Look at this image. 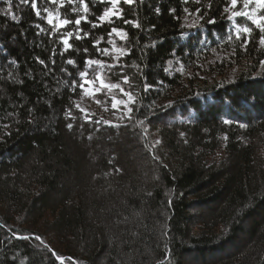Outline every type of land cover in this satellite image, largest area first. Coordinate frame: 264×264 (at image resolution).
<instances>
[{
	"label": "trees",
	"instance_id": "obj_1",
	"mask_svg": "<svg viewBox=\"0 0 264 264\" xmlns=\"http://www.w3.org/2000/svg\"><path fill=\"white\" fill-rule=\"evenodd\" d=\"M229 1L120 0L123 18L101 22L112 4L85 0L71 19L100 26L82 20L89 37L60 56L31 3L0 0V264H264V45L251 20L226 19ZM112 27L126 33L113 74L134 99L105 123L79 110L71 82ZM218 48L233 53L234 80L187 76Z\"/></svg>",
	"mask_w": 264,
	"mask_h": 264
},
{
	"label": "snow or ice",
	"instance_id": "obj_2",
	"mask_svg": "<svg viewBox=\"0 0 264 264\" xmlns=\"http://www.w3.org/2000/svg\"><path fill=\"white\" fill-rule=\"evenodd\" d=\"M9 3H11V0H8ZM22 3L24 4H28L31 3L32 8L35 10L36 12V16L40 19H46L47 24L49 25L50 31L48 29H45L43 27H41L39 24L36 25V27L39 29V32L37 33V35H39L40 33L43 32H47L49 39L51 40L53 36H58L59 38V42H61L64 47L62 50L59 51V55L60 56H64L65 53L69 50L73 48V45L69 43V39H71L74 35L75 38L77 40H83L89 37V32L84 31L83 32V36L80 35V32L83 31V29L80 27L81 25V21L83 20L85 23H92L91 21H88L87 16H78L75 20L71 19L72 14H76L78 13L79 9L77 7H75V5L77 3L83 5V10L85 13H87L89 11L87 4L85 3V0H66V4L67 5H72V12L71 13H61L59 11V9H62L66 6L65 4V0H60L59 4L57 5V0H39V5H38V0H21ZM100 3H111L113 8L116 7L119 3L120 0H99ZM134 0H124V3L126 4H133ZM197 2H199V0H197ZM238 2H242L243 3V8L244 9H248L250 5H254L253 8H251V14L249 13V11H245V10H240V11H236L233 10L231 11V15L228 16V19L231 20L234 17H245L248 20H251L253 22V24H255V26L259 29L261 35H260V39H259V43L261 45H264V0H231V9H236ZM44 4H48V5H56L57 6V11L55 12V14L50 10L49 7H44ZM113 8H106V10L104 11L102 16H99L97 19L101 22H103L108 16L109 14H113V15H117L118 19H122L123 17L121 15H119V12H113ZM187 11V10H186ZM197 12L200 11V9H196ZM224 11L227 13L230 11L229 7H225ZM42 13H46L47 16H43ZM13 19H15V16H13ZM208 23H214L213 20L209 19L207 21ZM125 24L128 23H132V21L129 20H125L124 21ZM75 25L74 31H63V29L68 28L69 25ZM100 24L97 23H92V28L95 29L97 27H99ZM138 26V25H137ZM252 28L251 27H242L239 29L236 38L240 39V34L241 33H245V34H251L252 32ZM113 33H116L117 35H121L126 37V33H122L120 30H118L116 27H112L111 31L108 33L109 38L112 36ZM103 37H100L99 40H94L93 41V47L96 48L97 53L101 54V55H106V56H111V52L109 51L108 48H100L98 45L102 42ZM109 43H113L114 41H112L111 39H109ZM249 43L248 39H245L243 41V45L242 46H247V44ZM78 51V49H77ZM85 53H88V49L85 48L83 50ZM119 51L121 54H123L126 50L124 49H120L117 50ZM52 56L57 55V49L55 47V41L53 42V47H52V52H51ZM37 61L40 64H45V61L40 59L39 57L36 58ZM113 59L117 62L116 64H107L106 62L99 60V59H85V65L88 69H93L91 75L88 71H81L79 72V76L81 78V83H79V85L77 84L76 80H72L71 82V86L73 88V90H75V88L77 86H79L81 89L84 88L85 84H91V85H95L97 82H99V87L95 88V92H100L103 91L104 89H107L109 92H111L113 89H119L121 93L125 94L128 96L129 98V102H131L134 98L132 97L131 93H127L125 92V89L123 87H121L120 83H112L108 81L107 76L104 74V70L105 69H112L115 68L117 66H121L119 65V56H115L113 57ZM66 64L68 65H73L75 66L77 61L75 59L69 58L66 61H64ZM12 63H15V61H13ZM52 63L55 64V60H52ZM262 64H264V61H261ZM48 71H51V69L49 68ZM60 71L62 72H66L67 69L65 68H61ZM69 75H71V73H69ZM122 82L124 84H128L129 83V78L127 75H124L122 77ZM149 87V85L145 84L144 85V89L147 90ZM100 101H97V103H99ZM121 103H123V101H121ZM78 108L80 107V105H76ZM113 107H116V104L113 103ZM81 111H84V109H81ZM128 112H131L132 109L128 108L127 109ZM68 115H71V113H67ZM88 119H90V117H86ZM97 123H100L101 121H96ZM105 123H110V121H103ZM69 128L72 127L71 124L67 125ZM159 141H157L158 143ZM37 240L40 239V237H36ZM55 254V253H54ZM58 259H61L60 257H57Z\"/></svg>",
	"mask_w": 264,
	"mask_h": 264
},
{
	"label": "rangeland",
	"instance_id": "obj_3",
	"mask_svg": "<svg viewBox=\"0 0 264 264\" xmlns=\"http://www.w3.org/2000/svg\"><path fill=\"white\" fill-rule=\"evenodd\" d=\"M231 0L229 1V4L227 7L230 8L229 12H225L226 19H228V16L231 15V11L236 10L240 11L238 8V4L236 9H231ZM113 8V6H111ZM113 12H116V8H113ZM115 15L109 14V16L105 19L108 20L109 18L113 17ZM237 17H234L233 19L229 20L233 22ZM202 21L201 16L197 13H188L186 17L183 20V23L188 28L198 27L200 26V23ZM122 32V31H121ZM123 33V32H122ZM113 37L111 38L113 43H109V41L106 42V45L103 48H108L111 52V56L101 55L96 52L98 57L94 59H99L107 64H116L117 62L113 59L115 56L121 55V53L117 50L122 49L119 45V40L123 39L124 36L117 35L116 33H113ZM233 53L225 50L224 48H218L215 51L212 52L209 56H207L203 61H201L195 70H191L187 73L188 77H194L196 76L195 80L196 83H203L204 80L206 81H212V80H219L220 81H232L235 79L236 73L238 71V67L234 64L235 60H233ZM112 69H105L104 74L107 76L108 81L112 83H119L116 81V76L113 74ZM87 71L92 73L93 69H88ZM99 82H97L95 85L91 84H85L82 95L77 101V105H80L79 110L84 109V111H81L86 116L96 117L98 114L105 113L108 116V121L116 123L117 121L124 120L126 117H128L129 113L127 111L128 108H131L133 101L129 102V98L127 95L120 92L119 89H113L111 92H109L107 89H104L100 92H95V88H98ZM121 87L124 89V87L121 84ZM127 93H131L130 90H125ZM133 97V96H132ZM97 101H100L97 103ZM123 101V103H121ZM113 103L116 104V107H113ZM98 115V116H99ZM90 117V118H91ZM155 144H157V141L159 139L156 137Z\"/></svg>",
	"mask_w": 264,
	"mask_h": 264
}]
</instances>
